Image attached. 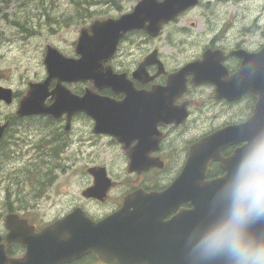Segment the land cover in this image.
Instances as JSON below:
<instances>
[{
	"label": "water",
	"instance_id": "95a60500",
	"mask_svg": "<svg viewBox=\"0 0 264 264\" xmlns=\"http://www.w3.org/2000/svg\"><path fill=\"white\" fill-rule=\"evenodd\" d=\"M198 0H142L133 13L120 17L118 20L96 21L88 29H82L77 40L75 52L79 59L66 58L55 48L47 46L44 64L47 77L42 83H30L26 95L19 101L16 111L18 118L31 115H49L60 118L66 114L67 126L72 115L84 112L95 120L94 132L113 135L118 142H124V137L133 132L138 123L139 108L137 99H144L147 103L148 94L136 92L132 80L126 74H114L109 66H103L114 52L118 39L132 29H143L147 34L156 36L162 23L170 21L183 10L194 6ZM145 23H148L147 25ZM92 34L88 35V30ZM230 55L242 59L237 70L230 76L221 65L220 57L217 63L203 60L186 65L177 74L170 77L168 86L162 88L161 94L170 92L173 88L171 82L177 78L192 75L193 83L206 82L214 85L218 97H225L234 101L242 96L250 95L256 98L253 114L250 119L235 128H226L204 139L191 150L185 168L176 181L161 195H145L141 200L128 197L122 207L112 215L98 223H92L83 213L74 211L62 222L34 233L32 228L23 226L15 227L11 221L7 226L10 233L6 242H18L25 247L23 259L11 260L6 256L4 246L0 245V264H63L77 260L81 255L93 253L104 264H139L142 261L148 264H161L165 259L166 264H227L223 257L207 258L194 251L195 244L210 221L215 217L218 206L214 204V197L223 179L232 169L241 150L259 135L264 134V47L257 53H246L243 50L231 52ZM205 54L204 59H206ZM132 74L133 79L140 80L139 73L144 65ZM207 63L203 70L202 64ZM52 80L56 81L54 89L49 91ZM91 81L96 89L104 87L112 89L115 93L123 92L126 98L121 102L99 96L97 93L86 89L84 95L75 96L66 89L62 83H76ZM181 81L174 83L176 90H181ZM50 97L52 103L45 105V100ZM0 100L6 104L12 101L10 89L0 87ZM173 107V106H172ZM162 112L174 113L170 106L162 108ZM155 114V111H153ZM156 114L161 113L157 110ZM177 117H182L177 116ZM6 124L0 126V137ZM244 142L234 154L227 158H220L219 152L226 146ZM130 142V140H127ZM139 150V149H138ZM136 163H142L136 158ZM142 161V162H141ZM211 162H219L224 170V176L213 181L204 182L208 166ZM154 163V162H153ZM155 164V163H154ZM151 165V162L148 164ZM89 172L94 177V186L89 188L87 196L101 199L108 189V180L105 178L103 168H93ZM166 202L186 203L193 205L189 213H183L167 224L174 229L182 225L180 233L171 235L170 242L180 247L167 249L166 255L151 250L149 254H140L133 238L134 222L142 226H149L152 214L156 207L165 205ZM66 223V224H65ZM62 224V229L71 233L70 240L65 241L61 236L62 229L57 227ZM70 227L74 229H69ZM254 231L264 235V220L253 226ZM147 245L158 244L162 241L167 244L168 237L148 236L143 238Z\"/></svg>",
	"mask_w": 264,
	"mask_h": 264
},
{
	"label": "rangeland",
	"instance_id": "374dc122",
	"mask_svg": "<svg viewBox=\"0 0 264 264\" xmlns=\"http://www.w3.org/2000/svg\"><path fill=\"white\" fill-rule=\"evenodd\" d=\"M86 1L89 3L84 4V0H0V86L11 89L17 95L10 105L0 102L1 119L15 113L18 100L26 93L28 82H39L45 78L43 58L47 45L56 47L66 57L76 58L74 47L82 28L90 26L95 20L116 19L129 13L138 2ZM85 9L93 12L92 16L84 17L82 12ZM71 14L67 26L61 27L53 19L59 20L60 17ZM128 35L123 39L117 56L111 63L114 71L131 73L150 51L156 49L158 58L168 65L166 68L163 64L165 71L172 73L183 66V63L199 59L207 46L219 47L225 52L237 48L258 50L264 44V0H200L196 7L181 14L175 23L162 30V35L156 40L141 31ZM227 64L232 67L237 61L229 57ZM52 87L53 82L50 88ZM67 87L72 93L82 94L89 87V83L68 84ZM211 91L210 85L198 86L186 99L195 98L201 101L205 96H210ZM248 105L246 99L230 108L234 116L240 117L247 115ZM198 107L199 102L191 104L190 111L193 112L186 125L194 127L201 121L203 111ZM206 108L208 109L207 106ZM64 125V118H13L12 127L20 129L21 133L13 136L16 146L11 145L8 149L6 144L0 150V221L5 215L3 197L7 186L13 181L18 184L23 180L33 190L34 181H30L32 177L28 175L33 172V166L28 165L37 156L50 160L42 172L50 169L56 177L43 193L47 202H41L42 209L38 208L42 217L49 219V215L58 213L55 219L60 213H65L73 199L83 205L79 190L87 182L86 169L92 165L105 166L108 174L119 181L127 180L129 186L146 184L147 179L152 176L142 175L134 183L136 175L128 176L125 173L127 163L121 146L111 137L93 133V121L85 115H75L67 132H64ZM210 125L205 123L203 129ZM37 142L38 145H35ZM64 144L65 152H61L59 147ZM5 153L9 154V158L2 160ZM53 153L60 154V157L49 158ZM212 166L215 170L216 165ZM18 176L24 178L16 181ZM46 179L42 176L41 181ZM162 180L163 183L168 181L166 178ZM61 187H65L64 194L58 197ZM118 192L119 190H114L112 200L103 207H95L90 203L92 214L99 217L115 209ZM32 194L33 192L28 194V203L35 200V194Z\"/></svg>",
	"mask_w": 264,
	"mask_h": 264
},
{
	"label": "flooded vegetation",
	"instance_id": "af4514ba",
	"mask_svg": "<svg viewBox=\"0 0 264 264\" xmlns=\"http://www.w3.org/2000/svg\"><path fill=\"white\" fill-rule=\"evenodd\" d=\"M237 49H239V48H237ZM154 50H156V49H154ZM232 58L237 61V64L232 66V67H230L227 64V62L229 60V56H226L225 61H224L225 68H226L227 73L229 75H232L241 63V60H238L235 57H232ZM114 60H115V58L111 60V63ZM140 63L141 62H139L137 64V66ZM162 64H164L165 67L167 68V66H168L167 64H165L164 62H162ZM146 71L149 75H154L157 71V67L155 65L149 66V67H147ZM167 74L168 73L165 71V73L155 76L154 80L149 81L147 83H142L141 81L137 80V81H134V85L140 91H149L152 87L165 85ZM211 87H212V91H211L210 96H205L204 99H202L201 101L198 99H195V98H190L188 100V99H186V97L192 91L195 90V86L191 85L190 79L188 78L187 90L174 101V105L185 107V109L188 113V116L185 118L184 122L180 123L179 125H175L174 123H172L168 126H165L168 128H161V132L163 133V136H162V141L160 144L159 151L157 153L152 154L151 156H158L164 162V163L162 162L163 167H164L163 171L157 172V171L153 170V168H150L149 170L146 171V173L140 175V176H142V175L152 174V176L147 179V183L143 184V185L135 186V187L129 186L127 184V180L119 181V180L114 179L116 182V185L110 189V191L108 193V197L104 202H99V201L94 200V199L82 197V201H84L83 205H82L80 203H76L73 199L72 202L68 205L67 211L64 214L59 215L57 218H60L64 215L66 216L72 210H74L76 207H80L86 212V214L88 216L95 219V216L90 212V209H88V206L90 205V203H92L94 206H98V205L102 206V205L108 203L109 201L112 200L111 196L114 194L113 193L114 190H119V192H118V195L116 197V200H117L116 208L113 209L112 211H115L116 209H118V207L123 202L124 198L127 195H129L135 191H141L145 194L162 193L163 191H165L167 189L166 185L162 186L164 184L162 179H165V178L171 179L170 180V182H171L176 177L178 172H180L182 165H183V162L186 158L188 146L191 144V142L194 141L195 135H198V133L203 130L205 123H210L211 124L210 126H216L219 128H223V127H226L229 125H235V124L243 123L249 119V117L252 114V110H253V107L255 104V98L254 97L247 95V96H243V97L237 99L238 101L237 100L227 101L224 98H219L222 100L218 101V100H215V99H218V98H215V96H214L215 99L213 98L214 87L213 86H211ZM103 94L110 95L106 91H104ZM246 99L248 100V103H249L248 108H247V115L240 116V117L234 116L230 106H236V104H238L241 101L246 100ZM198 102H199L198 109L201 108V110L203 111V113L201 115L202 119H201V121L196 123L194 125V127L188 126V125H186L187 120L191 117V114L193 112V111H190L191 110V104H198ZM206 106L208 107V109L206 108ZM0 120L4 121V122H8V127L5 129V131L2 134V138L0 139V150H1L3 146H7L5 143L7 142V139L9 137L17 136L21 132L18 128L15 129L12 127V122H13L12 116H6L3 119L0 118ZM175 131H179V132H175ZM241 144L242 143L240 142V143L226 149L223 153L224 156L230 155L232 153V151L236 147L240 146ZM219 172H220V170H219ZM140 176L135 177V175H134V177H135L134 182L135 183L140 178ZM44 190H45V188L42 189L43 193H44ZM34 194H35V196L33 198H35L39 194L38 188H37V191H33L32 196ZM17 196H18V198L15 200V202L16 203L18 202L20 207H28L30 205V203H28V201H27L28 196L25 193V190L20 191L18 189ZM42 196L44 197V195H42ZM21 202H26L27 203L26 206H23L21 204ZM181 209L182 210L189 209V203H187V202L186 203H170V204H167L165 206H162L157 211L155 233L157 236H162L165 233L167 235L169 241L167 244L158 243V244H152L151 246L147 245V244H143V243H137V245L139 247H142L144 249L143 254H149L151 252V250H155L156 252L162 254L169 248L172 251L173 248L176 250V247H180L181 242H178L175 245L170 242L171 231L167 228L166 222L171 220L174 216H176L178 214V210H181ZM29 222L31 223V220ZM31 225H32V223H31ZM35 227L37 228V226H35ZM69 229H74V228L70 227ZM139 233L141 236H145L147 234V230L140 229ZM0 235L2 237H4L6 235V233H0ZM61 236H63L65 238V241H68V240H70L69 237L71 236V233H68V231H66L65 229H62ZM81 257H83V258L72 263V264H79L83 260H85L86 258H91V259L93 258L91 253H86V254L82 255Z\"/></svg>",
	"mask_w": 264,
	"mask_h": 264
},
{
	"label": "clouds",
	"instance_id": "9594fccd",
	"mask_svg": "<svg viewBox=\"0 0 264 264\" xmlns=\"http://www.w3.org/2000/svg\"><path fill=\"white\" fill-rule=\"evenodd\" d=\"M215 217L195 244L200 256L227 264H264V235L253 226L264 220V134L247 144L223 179Z\"/></svg>",
	"mask_w": 264,
	"mask_h": 264
},
{
	"label": "trees",
	"instance_id": "16d2710c",
	"mask_svg": "<svg viewBox=\"0 0 264 264\" xmlns=\"http://www.w3.org/2000/svg\"><path fill=\"white\" fill-rule=\"evenodd\" d=\"M88 3H89V2H87L86 0H84V4H88ZM82 14H83L84 17H90V16H92L93 12H88L87 9H85V10L82 12ZM48 17H49V16H48ZM71 17H72V14H71V15H68V16H66V17H60L59 20L56 19V18H53V19H55L57 23L60 21L64 26H67V25L70 23V18H71ZM49 18H50V17H49ZM62 147H63V145L60 146L59 149H62ZM55 156H57V155L55 154ZM48 164H49V163H48ZM48 171H49V169H46V171H44V172H43L42 174H40V175H38V174L33 175L32 179L30 180V181H34V182L32 183V187H33V188H36V187H37L38 190H39V193L42 192V189L45 188V186L49 184L48 181H49L50 179H48ZM41 175L47 178L46 181H41V180H42ZM28 187L30 188V185H28Z\"/></svg>",
	"mask_w": 264,
	"mask_h": 264
},
{
	"label": "bare ground",
	"instance_id": "6f19581e",
	"mask_svg": "<svg viewBox=\"0 0 264 264\" xmlns=\"http://www.w3.org/2000/svg\"><path fill=\"white\" fill-rule=\"evenodd\" d=\"M226 1V0H225ZM204 67H202V69L203 70H206L207 69V66H205V65H207V63H204V64H202ZM54 154L55 153H53L52 155H50L51 157H49V158H54V157H52V156H54ZM42 162V160H40V163ZM8 193H10V191L8 192ZM135 242L136 243H146V241L145 240H143L142 238L141 239H138V240H135Z\"/></svg>",
	"mask_w": 264,
	"mask_h": 264
}]
</instances>
